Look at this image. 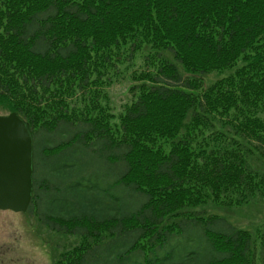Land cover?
<instances>
[{
    "label": "trees",
    "instance_id": "obj_1",
    "mask_svg": "<svg viewBox=\"0 0 264 264\" xmlns=\"http://www.w3.org/2000/svg\"><path fill=\"white\" fill-rule=\"evenodd\" d=\"M3 112L34 137L27 215L78 239L53 264H264L217 213L264 204V0H0Z\"/></svg>",
    "mask_w": 264,
    "mask_h": 264
},
{
    "label": "rangeland",
    "instance_id": "obj_2",
    "mask_svg": "<svg viewBox=\"0 0 264 264\" xmlns=\"http://www.w3.org/2000/svg\"><path fill=\"white\" fill-rule=\"evenodd\" d=\"M141 62L142 60L138 57L134 67L136 70L142 69L143 63ZM219 78V75L212 74L204 79L207 84H211ZM127 85L128 80L116 84L111 89L112 107H116L118 111L122 110L123 105L130 101V96L126 93ZM82 146L81 144H77L75 148ZM80 156L83 157L82 154ZM71 157L70 153L69 158H65L64 162H57L55 166L64 167L65 170L71 171L75 164ZM97 166L99 168L100 164L98 163ZM41 170L43 177L48 176V169L45 166ZM85 177L86 179L80 177V181L73 180L57 197L51 199L45 197L43 210L53 209L49 208V206H53L54 203H50L49 200L57 202V204L61 203L62 205L72 204L78 200L70 195L74 191L83 189L91 193L99 188L92 184L97 183L96 178L89 180L87 175ZM94 195L98 194L94 193ZM217 213L227 217L231 225L235 227L249 230L253 234L255 232L264 233V204L252 205L250 208L229 210L225 214L222 212ZM73 243V247L76 246L78 239L56 236L48 230L47 226L38 223L33 216L0 212V264H53L59 254L67 251L69 248H65V245ZM102 261L103 264H114L110 263V260L106 256ZM124 263L125 261L121 262V264Z\"/></svg>",
    "mask_w": 264,
    "mask_h": 264
},
{
    "label": "water",
    "instance_id": "obj_3",
    "mask_svg": "<svg viewBox=\"0 0 264 264\" xmlns=\"http://www.w3.org/2000/svg\"><path fill=\"white\" fill-rule=\"evenodd\" d=\"M32 174L33 141L28 124L15 113L0 117V210H27Z\"/></svg>",
    "mask_w": 264,
    "mask_h": 264
}]
</instances>
